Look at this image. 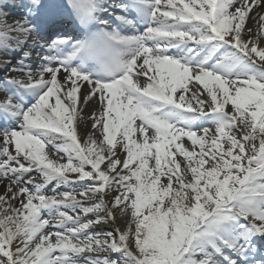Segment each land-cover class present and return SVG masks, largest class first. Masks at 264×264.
Wrapping results in <instances>:
<instances>
[{"label": "snow or ice", "instance_id": "obj_1", "mask_svg": "<svg viewBox=\"0 0 264 264\" xmlns=\"http://www.w3.org/2000/svg\"><path fill=\"white\" fill-rule=\"evenodd\" d=\"M21 6L0 11V264H264V0Z\"/></svg>", "mask_w": 264, "mask_h": 264}, {"label": "bare ground", "instance_id": "obj_2", "mask_svg": "<svg viewBox=\"0 0 264 264\" xmlns=\"http://www.w3.org/2000/svg\"><path fill=\"white\" fill-rule=\"evenodd\" d=\"M22 4L23 3L20 1L18 7H10V8L4 7L3 9H0V11H3L4 13H11V14L14 13L16 15H20L21 14L20 9H22V6H21ZM261 46H264V40L261 41ZM1 56H2V54H0V57ZM32 60H33V62H35V60L33 58H32ZM13 63H15V60L13 61ZM3 73L4 72H2L1 74H3ZM12 75H16V73H12ZM63 75L64 74H61V78L63 77ZM0 95H3V94L0 93ZM98 110H99L98 102H96L95 99L93 101H90L89 104L87 105L85 111H84L85 120L80 123L79 128H78V131H79V134L81 135V137H84L87 133H90L92 131V129H91V121L88 119V117L92 113L98 112ZM33 175H35V174H33ZM37 180H39V177L37 178ZM3 190L4 189H3L2 185H0V194L3 193ZM49 194H51V193H49ZM98 227L103 228V229L108 230V231H113L117 227L124 228L125 224H124L123 218H120L118 216L115 224L108 223V224H104V225H101V226H98ZM257 240H262V242L264 243V238L257 239Z\"/></svg>", "mask_w": 264, "mask_h": 264}, {"label": "rangeland", "instance_id": "obj_3", "mask_svg": "<svg viewBox=\"0 0 264 264\" xmlns=\"http://www.w3.org/2000/svg\"><path fill=\"white\" fill-rule=\"evenodd\" d=\"M14 20H16V18L15 17H12V16H9V15H7V22L8 23H11V21H14ZM78 189V188H77ZM79 190V189H78ZM77 190V191H78Z\"/></svg>", "mask_w": 264, "mask_h": 264}]
</instances>
